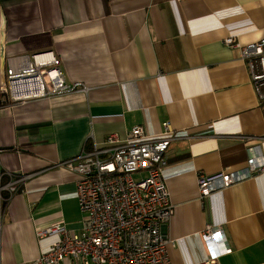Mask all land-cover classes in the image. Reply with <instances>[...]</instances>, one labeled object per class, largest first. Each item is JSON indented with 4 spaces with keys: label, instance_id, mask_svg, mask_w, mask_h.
<instances>
[{
    "label": "crops",
    "instance_id": "obj_1",
    "mask_svg": "<svg viewBox=\"0 0 264 264\" xmlns=\"http://www.w3.org/2000/svg\"><path fill=\"white\" fill-rule=\"evenodd\" d=\"M230 38H264V0H0V186L25 177L0 193V264H33L55 240L36 228L82 230L76 177L58 162L134 126L155 138L163 123L177 135L163 171L170 264L209 259L208 225L231 249L218 264H264V172H244L249 148L264 164V114ZM43 52L86 93L10 102L5 78ZM222 171L234 183L201 198L199 176Z\"/></svg>",
    "mask_w": 264,
    "mask_h": 264
},
{
    "label": "built area",
    "instance_id": "obj_2",
    "mask_svg": "<svg viewBox=\"0 0 264 264\" xmlns=\"http://www.w3.org/2000/svg\"><path fill=\"white\" fill-rule=\"evenodd\" d=\"M224 44L238 51L245 61L253 93L264 114V38L247 46L231 38ZM24 60L22 67L9 72L1 87L10 102L86 93L83 84L65 82L60 59L52 52L34 54ZM175 140L177 135L168 123L162 124L155 138L146 135L142 126H134L123 139L116 133L108 134L102 146L83 149L78 155L58 162L56 168L76 177L75 197L83 227L78 233L66 229L62 222L36 228L39 240L48 237L55 240L33 264H60L64 260L74 264H170L167 246L171 242L161 229L172 218L174 208L163 171L169 147ZM247 151L245 174L263 173V162L252 149ZM234 175L222 171L199 176L200 197L220 186L229 187L236 180ZM24 180L22 176L0 186V193L7 191L12 196ZM200 239L209 259L198 264H218L220 258L231 252L220 227L206 226Z\"/></svg>",
    "mask_w": 264,
    "mask_h": 264
}]
</instances>
